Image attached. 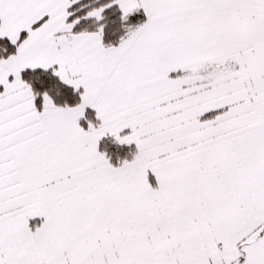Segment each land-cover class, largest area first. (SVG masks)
Returning <instances> with one entry per match:
<instances>
[{
	"label": "snow or ice",
	"instance_id": "1",
	"mask_svg": "<svg viewBox=\"0 0 264 264\" xmlns=\"http://www.w3.org/2000/svg\"><path fill=\"white\" fill-rule=\"evenodd\" d=\"M0 264H264V0H0Z\"/></svg>",
	"mask_w": 264,
	"mask_h": 264
}]
</instances>
